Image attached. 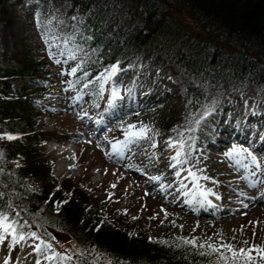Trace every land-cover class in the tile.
Returning <instances> with one entry per match:
<instances>
[{
    "label": "rangeland",
    "instance_id": "1",
    "mask_svg": "<svg viewBox=\"0 0 264 264\" xmlns=\"http://www.w3.org/2000/svg\"><path fill=\"white\" fill-rule=\"evenodd\" d=\"M17 1L19 0H11L8 5ZM42 1L43 5L36 4V0L30 2L29 22L39 36L41 52L49 61L50 67L45 73L43 98L35 101L42 107L41 115L36 117V126L46 133L42 142V155L52 161V175L59 178L70 175L78 179L83 186L93 189L110 205L121 209L127 221L148 227L154 239H158L161 229L167 226L170 232L188 239L196 238L198 243L207 241L220 247L223 242L231 244L237 250L252 247L264 249V201L253 210L247 208L248 211L236 206L239 205L236 202L238 196L256 197L257 189L264 186V108L258 105L264 103V87L249 81H224L218 90L206 91L201 102L192 109L189 97L185 96L184 87L186 81L191 80L189 74L175 63L166 60L160 52L151 51L123 65L111 62L99 76L84 83L79 82L69 75L71 69L86 58V54L80 50V44L73 39L75 35H81L76 26L79 14L75 8L70 7L69 0ZM101 1H106L111 7L110 10L115 11L124 2ZM124 6L134 9L130 1ZM136 8L140 14L141 7ZM195 31L199 30L194 28L193 33ZM198 33L200 31L195 34ZM21 35L19 23L14 22L7 29L0 23V61L4 65L14 63L11 54L14 43L19 41ZM65 40L68 41L67 44L64 43ZM62 51L74 54L76 58L69 59L67 55H59ZM57 60L60 63H57ZM113 65L118 67L115 75L106 81L97 79L107 76ZM69 82H72L71 86ZM22 83L23 79L20 77L11 79V84L15 87ZM85 84L88 86L85 87ZM225 93L230 97L224 95ZM236 101L237 105L233 103ZM237 107L245 116L240 114L237 120L241 121L240 126L237 127L236 124L233 130H230L229 127L234 124L231 115ZM209 108L218 112V119L228 126L227 132H216L214 129H209V132L213 131L224 137L236 132L237 147L246 149L247 151L242 153H251L261 162V174L258 177L260 180L257 185L251 182L247 184L248 180L255 181L256 178L255 174L251 175V169L256 170L255 165L251 164V156L248 155V162L242 160L241 154L235 157L241 164L243 162L251 166L249 175L244 172L237 173V166H229L234 162L224 155L230 152L229 144H225L224 138L207 143L206 131L202 135L207 138L203 139V144L199 145L195 153L197 159L203 162H200L202 165L195 167L189 160L184 164H176L175 168L170 170L177 179L173 184L166 178V174L158 170L157 166H162V163L157 162L159 156L169 159L176 153L175 147L168 146L169 141L183 140L185 146L186 135L171 133L176 124L175 114H185L186 119L191 120L201 111L203 117L211 119L212 115H205ZM143 119L151 121L148 138L129 144L119 154L111 150V153L106 155L105 151L112 149V143L125 139L124 130L127 123ZM15 122L16 128L27 130L23 120ZM184 149L185 147L183 151ZM183 157L180 159L183 160ZM189 169L196 173V181L189 176ZM177 172L180 174L176 175ZM205 176L209 179H204ZM222 176L226 177L225 185L221 183ZM152 177L160 179L153 180ZM180 183L185 184L180 190L181 193L171 194L174 187H179ZM249 185L255 186L247 191ZM27 186L38 190L40 181L31 179ZM211 190L217 194V203L218 197L232 196V200L222 203L221 208H224V211L213 210L215 216L220 217L218 221H214L216 217L198 210L206 209L207 202L211 200L208 197ZM183 191H187L186 195H182ZM201 192L207 193L206 199L200 195ZM196 196L197 204L190 203L188 198H194L196 202ZM189 206L197 207L193 210L197 212L189 211L192 218L178 214L177 210L188 211ZM25 229L20 233L25 237L23 240L18 238L19 234L13 237L10 233L0 238V257L4 253L3 260L8 262V256H11L15 257V262L21 264H75L69 259L59 258L69 257L70 251L78 250L73 239L64 231L50 228L49 231L53 234L51 240L44 242L52 247L41 252L35 250L36 245L40 244L38 233L27 224ZM32 232H35L39 239L31 237ZM244 241L248 243L245 244ZM40 246L43 249L44 246ZM53 253L59 254L55 260L46 259ZM227 254L231 256L230 252ZM251 255V264H264V258H261L264 253L254 251Z\"/></svg>",
    "mask_w": 264,
    "mask_h": 264
},
{
    "label": "trees",
    "instance_id": "2",
    "mask_svg": "<svg viewBox=\"0 0 264 264\" xmlns=\"http://www.w3.org/2000/svg\"><path fill=\"white\" fill-rule=\"evenodd\" d=\"M10 1L0 0V23L6 29L19 23L22 35L14 43V63L0 61V212L17 222L18 234L26 224L33 227L40 242L51 240L50 228L64 231L77 245L69 256L75 264H216V254L199 255L210 250L182 244L186 237L167 226L154 239L148 227L127 221L78 179L52 175V161L42 155L46 133L36 126L42 107L35 101L43 98L49 61L29 22L33 0ZM129 1L133 10L124 6ZM69 4L79 14L81 35L73 39L86 54L72 75L79 82L99 76L111 62L123 65L151 51L189 74L184 87L192 109L224 81L264 87V0H124L116 11L101 0ZM14 77L23 83L13 86ZM19 120L27 130L16 128ZM31 179L40 181L38 190L27 186Z\"/></svg>",
    "mask_w": 264,
    "mask_h": 264
},
{
    "label": "bare ground",
    "instance_id": "3",
    "mask_svg": "<svg viewBox=\"0 0 264 264\" xmlns=\"http://www.w3.org/2000/svg\"><path fill=\"white\" fill-rule=\"evenodd\" d=\"M117 79V78H116ZM158 91V90H157ZM155 94V93H154ZM224 95H226L227 97H230L227 93H225ZM223 99V98H222ZM220 103L222 101H219ZM235 105L238 104V102H233ZM134 104V103H133ZM132 105V104H131ZM260 107L264 108V103H260L258 104ZM226 107V106H225ZM208 111H206L205 115H212L211 116V119H206L205 117H203V112H198L191 120H187L186 118V115H182V114H175V128L171 131L172 134H184L186 135V142H185V149H184V153L186 154L184 157H183V160L186 159V160H189L192 162L193 166L195 167H199V165L201 164L200 162L202 161H199V159H197V156H195V153H196V150L197 148H199V145L200 144H203L204 140L203 139H206L207 137V143H213L214 142V139L217 140V139H223V141H225V144H229V146L231 147L230 151L233 149V146H237V143L236 142V138H235V135H236V132L232 135H226L227 137H224V136H220L218 134H216L215 132L211 131L209 132V129H214L216 132L219 130L220 132L221 131H224V132H227L228 131V126H226L222 120L218 119L217 117V113L218 112H215L213 109H207ZM144 111V110H142ZM241 110L237 107L235 110H233V114L231 115V119L234 120V124H232L229 128L230 130H233V128L236 126L237 124V127L240 126L241 124V121H237L238 120V116L243 115L245 116V114L243 112H240ZM255 111V110H254ZM202 115H201V114ZM259 114H261V112H259ZM112 115V114H111ZM126 115V114H125ZM188 115V114H187ZM200 115V116H199ZM135 116V115H134ZM207 116V117H208ZM223 119V118H222ZM242 120V119H240ZM249 121V120H248ZM150 120H141V121H132L130 123H127L125 125V128L127 129V126L129 124H132V125H136V129H140L141 126H147V129H148V134L149 132V126H150ZM244 123L246 122V119L243 121ZM244 123H243V126L244 127ZM249 127V126H248ZM153 128V127H152ZM251 130V129H250ZM253 130V129H252ZM205 131L206 133H208V136L207 137H204L202 134H205ZM255 131H257L255 129ZM153 133V132H152ZM255 133V132H253ZM240 134H241V138L243 136V134L241 133L240 131ZM171 135V134H170ZM246 133H245V137H246ZM254 135V134H253ZM153 136V135H152ZM160 137V136H159ZM244 137V138H245ZM221 140H218V141H221ZM239 140V139H238ZM241 141V140H240ZM220 144V143H219ZM215 145L219 146L218 143H215ZM156 146V145H155ZM154 147V146H153ZM202 148V147H200ZM102 149V148H101ZM111 150L112 149H109L106 152V155H108L109 153H111ZM202 151V150H201ZM200 151V152H201ZM206 151V150H205ZM173 152V151H172ZM220 153V152H219ZM205 154V152H204ZM217 154V153H216ZM112 155V154H111ZM160 155V153L158 154V156ZM220 155V154H219ZM226 156V158H229L226 154H224ZM242 155V160H246L247 162L249 161V157H248V154L247 153H241ZM168 156V155H167ZM252 156V155H251ZM221 157V156H220ZM120 159V158H119ZM201 159V158H200ZM122 160V159H121ZM234 163H230L229 166H237V173L239 172H244L245 175H249L250 171L249 169H251V166L248 165L247 168L245 167H242L241 165H238L235 163V160L234 159H231ZM227 161H229V159H227ZM231 161V162H232ZM157 162L159 163H162V166H157L158 170L163 172V174H166V178L171 181V184L175 183V181L177 180L175 177H174V174L170 173V170H172L173 168H175V166L173 165H176L175 162L173 160H171V157L168 159L164 156H159ZM168 162V163H167ZM174 162V163H173ZM212 162V161H211ZM230 162V161H229ZM203 163V162H202ZM207 164V163H206ZM209 164V163H208ZM211 164V163H210ZM209 164V165H210ZM243 164V162H242ZM202 165V164H201ZM212 166V165H210ZM216 167V166H215ZM199 169V168H198ZM207 169V167H206ZM211 171V170H210ZM251 175H253V173L255 174L256 178H255V181L254 180H248L247 181V184H250L251 183H258L260 178V174H261V171H259V169H251ZM236 172V171H235ZM212 173V172H211ZM230 173V172H229ZM221 174V173H220ZM133 175V174H132ZM135 176V175H134ZM242 180V179H241ZM253 181V182H252ZM264 181V175H263V178H262V182ZM226 177L225 176H222L221 177V183H224V185L226 184ZM241 183V181H240ZM261 184V183H260ZM133 185V183H132ZM155 185V184H154ZM257 185V184H256ZM135 186V185H134ZM255 186V185H254ZM254 186L252 185H249V187L244 188L246 189L247 191H249L251 188H253ZM154 187V186H153ZM185 187V184L184 183H180L179 184V187H174L173 191L171 192V194H175V193H181L180 190L181 188H184ZM190 187V186H189ZM239 190V189H238ZM242 190V189H241ZM256 191V190H255ZM258 191V194L256 195V197H244L242 198L241 196H238L236 199H237V203L239 205H236V206H240L242 207L243 209H247V208H250L249 210H253L255 208L258 207L259 204H262L263 201H264V197H263V194H264V186H262L261 188H258L257 189ZM147 192V191H146ZM187 191H183L182 192V195H186ZM146 194V193H145ZM159 194V193H158ZM160 195V194H159ZM209 198H211V200H209L207 202V207L206 209H198L200 212H203L208 214V215H212L215 218L214 221H218L220 220V217H217L215 216V213H213V210H220V211H224V208L222 209V203L225 201V200H232V196H224V197H218V203L215 201L217 200V194L211 190L209 192V195H208ZM197 198L198 196H196V202L194 200V198H191L189 197L188 200H190V203H193V204H197ZM183 205V204H182ZM194 207V208H193ZM187 210H177L178 214H181V215H184V217H191L192 214H190V212H197V211H193L195 209H197L196 206H189V208H187ZM190 211V212H189ZM248 211V209H247ZM259 212V211H258ZM252 213V212H251ZM245 214V213H244ZM207 217V216H206ZM192 218V217H191ZM209 219V218H208ZM211 221V219H209ZM188 221V220H187ZM191 223V222H190ZM214 223V222H213ZM217 223V222H216ZM221 224V223H220ZM219 233V232H218Z\"/></svg>",
    "mask_w": 264,
    "mask_h": 264
},
{
    "label": "snow or ice",
    "instance_id": "4",
    "mask_svg": "<svg viewBox=\"0 0 264 264\" xmlns=\"http://www.w3.org/2000/svg\"><path fill=\"white\" fill-rule=\"evenodd\" d=\"M65 44L68 43L67 40L64 41ZM59 55H67L69 59H75V55L71 54V53H66L64 51L60 52ZM57 63H60L59 60L56 61ZM80 70L79 65H77L76 67H73L71 69V72L69 73V75H75L78 71ZM118 71V67L116 65H113L111 70L108 72L107 76H102V77H98L97 79H102V80H107L109 78H111V76L115 75L116 72ZM84 75L86 76L87 73H84ZM91 81H89L90 83ZM72 82H69V85L71 86ZM85 87H87L88 85L85 84ZM115 96V93L113 94ZM147 126H141L140 129H136V125H132L129 124L127 126V129L124 130V140H117L114 143L111 144L112 147V152L119 154L122 150H124L125 148L128 147L129 144H134L140 140H144L147 137ZM9 139H13V137L9 136ZM169 147H175L176 148V153L174 156L171 157V159L175 162V164H184L187 163L188 161L186 159L182 160L180 159L182 156H185L186 154L183 151L184 148V142L183 140L177 141V142H172L169 141L168 143ZM246 149H240L237 146H233V149L226 153V155L230 158V159H235V157H239L240 154L242 152H246ZM249 156H251V153L248 154ZM235 163L238 165H241L242 167L247 168L248 165L246 164H241V161L239 159H235ZM251 164L255 165L256 169H260L261 168V162L257 160V158L255 156H251ZM175 166V165H173ZM180 173L177 172L176 175H179ZM188 174L189 176H191L193 178L194 181L197 180V175L195 172L191 171L190 169L188 170ZM254 174V173H253ZM204 179H209V177L205 176L203 177ZM153 180H159L160 177H152ZM113 187H115V185H113ZM3 194L0 193V196H2ZM201 196L207 197V193L206 192H201L200 193ZM67 201H65L64 203H66ZM161 211H164L163 209H161ZM154 218V217H153ZM165 218H167V214H165ZM9 217L7 215H5L4 213L0 212V234H11L13 237H16L18 235L17 233V222L16 221H11L9 222ZM30 236L35 238V239H39L36 236L35 232L30 233ZM0 238H2V236H0ZM20 240H23L25 237L23 234H19L18 237ZM182 244L184 245H190L193 248L199 249V250H203L205 248L209 249V252H205V251H199V255H211V254H216L217 255V260H216V264H251V261L253 259L251 253L252 252H262L264 253V249L262 248H256V247H252V248H240V249H235L231 244H224L223 242L221 243L220 247H217L215 244L213 243H209V242H204V243H198L196 238H180ZM210 239V238H209ZM243 243L247 244V241H244ZM40 245H43V249L41 248ZM51 244H47L44 241H41L40 244L36 245L35 250L36 251H44L47 249H51ZM221 249H224L225 251H221ZM225 252H230L231 253V257H228ZM59 254L53 253L52 255L46 257V259L49 260H55L57 258ZM61 260L63 259H71V257H63L60 256L59 257ZM246 258V259H245ZM261 258H264V256H261ZM37 264H39V262H37Z\"/></svg>",
    "mask_w": 264,
    "mask_h": 264
}]
</instances>
